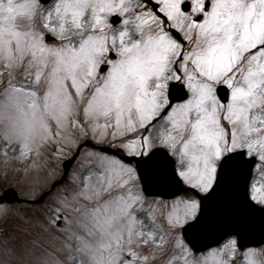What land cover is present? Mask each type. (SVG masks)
Wrapping results in <instances>:
<instances>
[{
    "label": "snow or ice",
    "instance_id": "6c2138e0",
    "mask_svg": "<svg viewBox=\"0 0 264 264\" xmlns=\"http://www.w3.org/2000/svg\"><path fill=\"white\" fill-rule=\"evenodd\" d=\"M46 3L0 0V141L25 172L49 148L80 159L67 194L45 201L55 173L30 194L59 247L0 240V264H232L264 231V0Z\"/></svg>",
    "mask_w": 264,
    "mask_h": 264
},
{
    "label": "rangeland",
    "instance_id": "374dc122",
    "mask_svg": "<svg viewBox=\"0 0 264 264\" xmlns=\"http://www.w3.org/2000/svg\"><path fill=\"white\" fill-rule=\"evenodd\" d=\"M54 2L55 0L48 5H44V7H51ZM0 68H2V65H0ZM15 82L28 83L22 74L17 75ZM6 83V78H0V90H2L3 85ZM89 147H91V145H87L84 151H87ZM13 148H16V151H13ZM5 151H7V163H4L6 159L4 156ZM18 151L17 146L13 145L9 147L3 141H0V193L3 189L13 186L19 191L21 198H23L21 201L13 204H0V233H3V235L0 236V240L11 242H17L19 240L35 242L48 250H52L55 247H59L62 237L53 233L51 229L44 231L41 227L44 216V207L46 206L45 201H50L57 193L67 194L64 190L71 188L68 181L71 179V174L75 171L80 158L77 157L75 159L64 182L57 184L56 187L51 190L49 195L45 197V201H41V203L37 205L30 202V194L34 191L49 188L54 179L52 173H55V179H59L64 172L62 166L63 160L72 157V153L69 152L65 156H58L54 153L53 148H49L48 151L44 152L37 160V166L31 167L25 172L24 169L30 162L13 159V157L18 155ZM262 173H264V169L257 168L253 174V179L264 181V175H262ZM84 174H87V170L84 171ZM69 218L71 219V217ZM63 223L62 220V223L58 225V227L62 226ZM228 239L229 238L214 248H218L227 243ZM249 249L261 251L264 250V244L260 247H250L246 249L238 247V250L235 253V260L232 264H249L250 260L254 261V264H264V255L246 257L245 253ZM143 251L145 253H148L149 251L153 252L156 257V264H164V261L171 253V248L163 253L155 248H144ZM200 254L201 252L195 253L197 257Z\"/></svg>",
    "mask_w": 264,
    "mask_h": 264
},
{
    "label": "water",
    "instance_id": "95a60500",
    "mask_svg": "<svg viewBox=\"0 0 264 264\" xmlns=\"http://www.w3.org/2000/svg\"><path fill=\"white\" fill-rule=\"evenodd\" d=\"M49 1L50 0H47V2ZM221 94L223 95V92H221ZM73 161L74 159H69L65 163L67 169L72 165ZM8 192L9 195L4 200L15 201L18 199V193L16 192L15 189L9 188ZM165 196H171V195L169 194ZM226 231H227L226 228L217 229L209 234L198 237L196 243L200 247V250L218 244L226 237L224 235ZM239 242L241 245H243V247L248 245H260L264 243V231H261L259 227L246 231L245 235L243 236L242 239L239 240Z\"/></svg>",
    "mask_w": 264,
    "mask_h": 264
},
{
    "label": "bare ground",
    "instance_id": "6f19581e",
    "mask_svg": "<svg viewBox=\"0 0 264 264\" xmlns=\"http://www.w3.org/2000/svg\"><path fill=\"white\" fill-rule=\"evenodd\" d=\"M147 223V222H146Z\"/></svg>",
    "mask_w": 264,
    "mask_h": 264
}]
</instances>
